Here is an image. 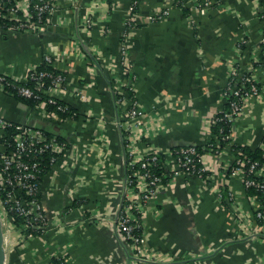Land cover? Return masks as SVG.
I'll list each match as a JSON object with an SVG mask.
<instances>
[{
    "label": "crops",
    "instance_id": "0c3cea01",
    "mask_svg": "<svg viewBox=\"0 0 264 264\" xmlns=\"http://www.w3.org/2000/svg\"><path fill=\"white\" fill-rule=\"evenodd\" d=\"M182 1L138 2V26L126 42L132 79L125 76L143 109L137 124L126 121L128 103L114 94L125 75L120 38L132 0H54L42 29L0 31V71L24 79L49 53L66 72L56 96L80 111L78 117L50 116L0 85L1 116L50 129L69 143L40 183L45 227L29 237L16 225L3 228L4 264H46L51 255L66 264H264V237L250 235L260 224L253 200L242 175L226 169L233 144L264 147V89L232 121L231 140L221 151L206 149V179L179 171L146 200L143 239L153 259L133 261L115 229V212L133 193L124 185L126 151L205 143L231 68L255 64L264 81V65L253 59L263 28L257 0H213L207 7L204 0ZM166 5L164 18L150 19ZM243 37L248 42L239 48ZM223 186L230 200L219 196Z\"/></svg>",
    "mask_w": 264,
    "mask_h": 264
},
{
    "label": "built area",
    "instance_id": "2783aa9c",
    "mask_svg": "<svg viewBox=\"0 0 264 264\" xmlns=\"http://www.w3.org/2000/svg\"><path fill=\"white\" fill-rule=\"evenodd\" d=\"M11 2L8 4V2ZM204 3L205 7L211 6L215 3L213 0H204L201 1ZM178 4H183L182 0H178ZM200 4V3H199ZM138 5L136 0H132L130 10L126 16L124 27L128 26V31H122V42L120 44V62L123 67V72H129V60L128 52L126 49L127 37L134 27L132 21H136V11H133V8ZM255 12L262 18L263 28L260 35V41L257 51L258 53L254 56V61H259L264 65V57L261 56V51L264 53V3L262 0H257L255 3ZM36 7L37 13L40 14L44 10H49L50 12L54 8V0H43L42 3H38L35 0H2L1 9H5V14L10 17H14L18 22L17 25L9 26L8 28L0 27V31L9 30L10 32L19 31L20 27H28L32 30L42 29L44 24L29 22L31 17V8ZM170 6L166 5L163 8L156 9L150 13V19L159 20L164 18L169 11ZM90 16H87L83 19L85 25H89ZM248 42V38L243 37L239 42V48H242L245 43ZM43 58L46 61H51V55L49 53H44ZM255 64L251 65V68L243 69L238 66H233L230 70L229 81L227 88L223 91V98L229 97L230 93H233L238 96V99H233L230 103V109L224 111V115L218 116L216 113L208 122V130L211 135V127L213 122L218 119L225 118L227 121H233L237 116H239L247 104L248 98L257 95L259 96L261 90L264 89V81H258L255 73ZM48 71H39L37 75L33 72L30 77L34 79L36 86L38 87V92L44 94L47 97V100L50 102H56V92L61 91L63 86V77L60 73H57L49 82H46L44 77L49 76ZM110 76L114 78L111 74ZM4 76L0 75V85L3 86ZM115 79V78H114ZM117 79H120L118 77ZM122 81L121 85H116L114 88V94L118 101L127 102L128 107L125 111L124 118L126 121L135 120L137 124L142 115L143 109L138 100L137 94L131 98L126 91L123 90V84L126 83V77L120 79ZM129 83V82H128ZM127 84V83H126ZM133 86V85H132ZM132 86H129L131 88ZM18 91L26 96L37 95L36 92L26 85H17ZM134 90V89H133ZM135 91V90H134ZM46 101H41L40 106H45ZM57 109H63L64 106L61 104L56 105ZM50 116H58L56 110L46 111ZM11 120L6 119L0 115V135L4 131V127L11 124ZM18 130L13 133L12 138L14 141V149L8 148L9 143L7 141H0L2 149L0 150V213L2 216V222L4 228L8 224H13L9 219L10 210H13L17 215L24 218V222L16 225L20 229V235L23 237H29L34 235L31 231L33 228H39L41 231L45 227L46 215L43 211L40 196L37 195L39 190V183L36 180L38 174L36 169H38V161H27L23 158V155L33 153H39L44 150H49L56 152L57 154H62L66 151L69 146L68 141L65 139H59L57 135H46L39 127L31 126L27 123L17 124ZM229 135L221 134V139H227ZM216 145L215 151H221L223 148H218L221 145L220 136H216ZM157 152H163L165 154V162L169 165L171 162L175 163V167L171 165L170 169L173 173H178L179 171L187 172L191 174H196L199 177L207 178L205 176V171H209V167L204 163L203 165L199 164V161L202 160L203 155H198L197 148L192 145H184L177 149L178 154H173L169 148L160 149V150H150L141 155H136L134 149L128 150V161H126L125 169H132L131 174L136 178L133 184H130L128 176L124 175V185L131 188L132 196H129L133 202L134 208L138 209L142 215L143 207L146 200L155 193L159 185H161V180L157 175H151L148 172L146 166L149 163L148 158L156 159ZM151 154L150 156H145ZM59 155H51L50 163L52 164L58 159ZM140 161V166L144 168L142 171L140 169L134 168V164ZM226 169L229 173H239L242 175V179L245 185L255 184L258 187L264 188V179L256 180L255 178L245 177L247 172L255 173L256 175L264 176V167L263 169L259 167L258 161H253L247 163L245 159L239 157L236 159V156L233 155L231 161L226 164ZM126 176V178H125ZM209 176V175H208ZM219 196H223L222 191L218 192ZM231 194V192H230ZM249 197L252 198L253 204L255 207V216L256 218L264 217V203L260 202L255 195ZM128 198V196H127ZM132 205H125L123 207L118 206L115 215H114V225L115 229L118 232V236L121 238L122 242L127 245L126 251L129 253L133 261L139 262L148 259L150 261L153 259L151 255H148V250L144 245V227L142 222L137 223L135 217L131 214ZM5 220V222H4ZM136 227L141 226V233H134V225ZM14 225V224H13ZM31 227L29 231H23L24 228ZM251 236L264 237V223H260L259 226L250 232ZM46 264H50L47 262Z\"/></svg>",
    "mask_w": 264,
    "mask_h": 264
},
{
    "label": "trees",
    "instance_id": "16d2710c",
    "mask_svg": "<svg viewBox=\"0 0 264 264\" xmlns=\"http://www.w3.org/2000/svg\"><path fill=\"white\" fill-rule=\"evenodd\" d=\"M38 3H42L43 0H35ZM53 1V0H50ZM264 3V0H262ZM139 0H136V3H138ZM11 2L9 1L8 4H10ZM178 4V3H177ZM1 5H2V0H0V27L2 28H8L9 26H13V25H17L18 22L16 21V19L14 17H10L9 15L5 14V9H1ZM137 9V5L133 8V11H136ZM184 10V8H182ZM31 17L29 18V22H36V23H40V24H45L48 21L49 18V14L50 11L49 10H44L42 11L40 14L37 13V9L36 7H32L31 8ZM261 18V17H260ZM262 20V18H261ZM132 23H134L135 26H138V23H136V21H132ZM128 26L124 27L123 30H125L126 32L128 31ZM32 29H30V26L28 27H20L19 31H30ZM123 36H121V41H122ZM264 46V45H263ZM45 53V52H44ZM44 53H42L41 58L33 65H31L27 71H26V75L24 79H20L17 78L13 75L4 73L0 71V75L4 76L3 79V86L2 88L7 91L8 93L12 94L13 97H15L16 99L21 100L22 102L26 103L28 105L29 108L33 109L36 108L40 105L41 101H46V104L44 106L46 111H52V110H56V113L58 115V117L60 118H68V117H78L80 111H78V108L75 107L74 105H72L71 103L65 101L64 99H61L57 96H55L56 98V102H50L47 100V97L38 92V87L36 86V83L34 81L33 78L30 77L31 73L33 72L35 75H37V73L39 71H48L50 73L49 76L44 77L46 82H49L53 76H55L57 73H60L61 76L63 77V79L66 76V72L60 68H58L55 64H54V60L51 58V61H46L43 58ZM261 56L264 57V53L263 51H261ZM126 77H130L132 79V75L128 72V73H124ZM128 78H126L128 80ZM133 83V82H132ZM131 82L129 83H125L123 84V90L127 92V94H129V96L132 98L133 95L135 96V87L132 86ZM17 85H26V86H30L34 92H36L37 95L33 96H26L21 94L18 89H17ZM129 86H132L131 88H129ZM227 87L224 88V90ZM135 91H134V90ZM223 90V91H224ZM223 106L222 108L217 112L218 116H223L224 115V111H227L230 109V103L233 99H238V96L230 93L229 97H225L223 98ZM61 104L62 106H64L63 109H57L56 105ZM12 121V120H11ZM17 124H19L18 122L12 121L11 124L7 125L6 127H4V131L3 133L0 135V141H7L9 143L8 148H12L14 149V141L12 138L13 133H15L18 128H17ZM43 133H45L46 135H57V137L59 139H63V136L58 134L55 131H51L50 129H46V128H41L39 127ZM232 122L231 121H226L225 118L222 119H218L215 120L213 122V125L211 127V137L205 142V143H194L192 145H194L197 150H198V155H203L202 156V160L199 161V164L203 165L204 164V153L206 151V149H211V150H215V148H217L216 145V136L219 137L220 136V141H221V145L218 148H222L226 143H228L231 140L232 137ZM221 134H227L229 135V137H227V139H221ZM184 146V145H182ZM181 147V145L179 146H175V147H170L169 150L173 153V154H178L176 151L177 149H179ZM233 149H234V153L236 156V159L241 157L243 159H245V161L247 163L253 162V161H258L259 162V167L263 169L264 167V147H260V146H251V145H245V144H240V143H235L233 144ZM60 155L57 154L56 152H52L49 150H44L42 152L39 153H29V154H25L23 155V158L27 161H33L36 160L38 161V169H36V173L38 174V176L36 177V180L39 183V190L37 192L38 196H41V189H40V183L42 180V177L44 176V174L46 173V171L50 168V157L51 155ZM151 154H148L145 156H150ZM126 161H128V151H126V156H125ZM149 163L146 166V168H148V172L151 173V175H157L160 180H161V184L162 183H166L169 179L170 176H172L173 171L170 169V167L166 164L165 162V154L163 152H157V156L156 159H152V158H148ZM134 168L140 169L141 171L144 169L140 166V161H137L134 164ZM131 170L132 169H125V174L126 176H128L129 178H125L130 180V184H133V182L135 181V177L131 174ZM205 176H208L209 171H205ZM245 177H250V178H255L256 180H263L264 176L263 175H256L255 173H249L247 172L245 174ZM125 179V180H126ZM246 186V193L250 196L255 195V197L260 201L264 203V188L262 187H258L255 184L252 185H245ZM222 193H223V201L225 200H230L231 199V194H230V190L226 189V186H223L221 189ZM227 198V199H225ZM131 204L132 207L130 209L131 214L135 217V222L140 223L142 222V215L140 214V212L138 211V209L134 208L133 206V202L131 201L130 198L124 197L122 200V204L121 207L125 206V205H129ZM264 211V210H263ZM9 219H12V223L14 225H19L20 223L24 222V218L22 216L17 215V213H15L13 210H10L9 213ZM259 223H264V217H259L257 218ZM132 221V224L134 225V222ZM135 226V225H134ZM31 230V227L28 228H24L23 231H29ZM34 234L39 233L41 230L39 228H33L31 230ZM134 233L138 234L141 233V226L140 227H134L133 229ZM50 264H66V260L64 257L60 256V255H51L50 256Z\"/></svg>",
    "mask_w": 264,
    "mask_h": 264
},
{
    "label": "water",
    "instance_id": "95a60500",
    "mask_svg": "<svg viewBox=\"0 0 264 264\" xmlns=\"http://www.w3.org/2000/svg\"><path fill=\"white\" fill-rule=\"evenodd\" d=\"M3 222H2V216L0 213V264H4L5 261V248L3 245Z\"/></svg>",
    "mask_w": 264,
    "mask_h": 264
},
{
    "label": "rangeland",
    "instance_id": "374dc122",
    "mask_svg": "<svg viewBox=\"0 0 264 264\" xmlns=\"http://www.w3.org/2000/svg\"><path fill=\"white\" fill-rule=\"evenodd\" d=\"M209 136L211 137V135H210V134H209ZM210 137H209V138H210ZM4 222H5V220H4Z\"/></svg>",
    "mask_w": 264,
    "mask_h": 264
}]
</instances>
